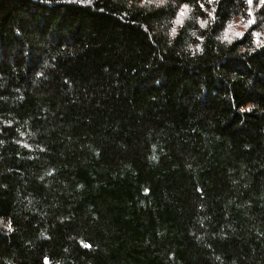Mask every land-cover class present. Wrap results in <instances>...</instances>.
Returning <instances> with one entry per match:
<instances>
[{"label":"trees","instance_id":"16d2710c","mask_svg":"<svg viewBox=\"0 0 264 264\" xmlns=\"http://www.w3.org/2000/svg\"><path fill=\"white\" fill-rule=\"evenodd\" d=\"M263 27L259 0H0V264H264Z\"/></svg>","mask_w":264,"mask_h":264},{"label":"rangeland","instance_id":"374dc122","mask_svg":"<svg viewBox=\"0 0 264 264\" xmlns=\"http://www.w3.org/2000/svg\"><path fill=\"white\" fill-rule=\"evenodd\" d=\"M184 13H185V6H182V8L179 11V18H178L179 21L182 19ZM251 21H253L252 18H250L247 21H241V20L233 21L224 29L222 33V37L226 39H232L234 37L241 35L251 25ZM253 34L256 39H262V38L264 39V27L260 30L253 32Z\"/></svg>","mask_w":264,"mask_h":264},{"label":"snow or ice","instance_id":"6c2138e0","mask_svg":"<svg viewBox=\"0 0 264 264\" xmlns=\"http://www.w3.org/2000/svg\"><path fill=\"white\" fill-rule=\"evenodd\" d=\"M209 2H211V0H209ZM246 2H247L249 5H251L252 2H253V0H246ZM259 2H260L261 5H264V0H259ZM200 7L203 8V4H201ZM210 15H211V14H210ZM251 23H252V24H255L256 21L253 20V21H251ZM173 31H174V30H173ZM9 230H11V229L9 228ZM45 264H48L47 257L45 258Z\"/></svg>","mask_w":264,"mask_h":264}]
</instances>
